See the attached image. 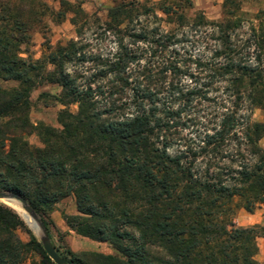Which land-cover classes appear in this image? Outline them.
<instances>
[{"label":"trees","instance_id":"16d2710c","mask_svg":"<svg viewBox=\"0 0 264 264\" xmlns=\"http://www.w3.org/2000/svg\"><path fill=\"white\" fill-rule=\"evenodd\" d=\"M223 1L224 19L209 24L217 31L220 46L209 64L212 78L230 81L237 104L247 97L252 107L264 111V26L252 27L258 67L242 60L237 64L242 53L233 37L243 27L246 0ZM180 5L165 2L157 9L183 25L186 17ZM48 11L36 0H0V192L22 197L49 234L48 216L73 198L78 215H64L69 228L81 237L110 244L119 253L68 258L54 245L70 264H258L256 241L264 228H236L229 219L236 198L248 212L264 201V150L259 146L264 123H240L236 112L228 111L197 151L171 155L164 134L176 114L171 108L160 110L156 95L141 89L138 78L133 102L117 105L133 86L130 66L140 60L137 55L122 47L112 61L95 59L107 68L99 79L114 76L109 93L96 86L99 81L80 85L79 77L68 73L67 65L86 62L75 42L49 48L42 61L22 57L23 46L30 45L33 29ZM151 12L146 5L120 3L109 11L108 31L119 38L144 39L124 25ZM169 70L180 72L176 67ZM11 83L16 86H3ZM44 85L62 89L57 98L41 97L66 108L58 114V129L35 126L30 119L32 93ZM184 98L179 92L173 102ZM71 106L78 111L72 112ZM237 127L242 138L234 133ZM33 135L41 147L30 144ZM235 141L236 157L243 162L231 161L237 169L223 164L226 149ZM35 257L40 261L32 264H55L21 216L0 203V264H27Z\"/></svg>","mask_w":264,"mask_h":264},{"label":"rangeland","instance_id":"374dc122","mask_svg":"<svg viewBox=\"0 0 264 264\" xmlns=\"http://www.w3.org/2000/svg\"><path fill=\"white\" fill-rule=\"evenodd\" d=\"M36 1L48 7L49 11L33 29L30 45L23 46L22 57L32 61H42L50 53L49 48L55 50L75 42L80 49H83L82 53L86 56V62L75 61L67 65L68 73L79 77L80 85L92 79L99 81L96 86H100L104 92L109 93V83L114 80V76L108 75V78L99 79V73L107 71V68L100 66L101 64L95 59L101 58L104 62L112 61L122 52V47L137 55L140 60L130 66L133 71H131L130 83H133V86L117 105L133 102L137 92L133 89L139 87V84H136L138 78L142 85L141 89H147L156 95L160 110L171 108L176 114L169 120V128L164 133L170 145L171 155L179 156L191 150L197 151L206 135H211L219 129L228 111L236 112V118L240 123H264V111L252 107L247 97L241 103H236L233 88L227 78L225 80L212 78L213 73L209 64L220 46L219 35L209 24L221 23L224 19L223 0ZM123 2L138 3L152 8L149 15L139 17L133 22L126 21L124 25V29L127 28L132 34L143 35L144 39L134 41L125 36L119 38L108 31L109 11ZM165 2L181 4L180 11L186 17L185 24L171 22L157 9L159 4ZM62 3H65V6L62 7ZM79 11H82L81 16H76ZM242 11L245 14L243 27L233 37L242 53L237 58V64H240L242 60L244 64L258 67L255 50L251 47L254 35L252 27H257L260 23L264 26V0H246ZM74 19L77 20L76 25L73 24ZM220 63L224 64L225 61L220 60ZM171 67H176L180 72L175 74L174 71H168ZM49 69L53 68L50 66ZM163 71L165 73H162ZM141 74L145 77H138ZM150 76L151 79L148 78ZM3 86L9 88L16 84H3ZM93 86L96 89V86ZM179 92L186 95V98L174 103L175 98L179 97ZM61 93L62 89L54 85H44L32 93L30 119L35 126L60 128L57 121L58 114L66 108L53 98L46 100L41 97L49 95L57 98ZM117 99L119 96L114 97V100ZM70 110L76 113L78 108L71 106ZM126 113L128 114L129 111ZM234 133H237L238 138H242L239 127ZM28 141L35 147L42 146L36 135L30 136ZM238 142H231L230 147L226 149L229 150V154L228 159L223 162L224 166L237 169L238 164H233L231 161L243 163L236 157ZM240 142L244 144L242 139ZM259 146L264 150V138ZM245 149V145H242L241 152L248 159ZM0 203L5 204V202ZM64 215H78L73 198L62 201L48 216L52 244L63 255L68 258L86 253L119 256L110 244L79 236L69 228ZM21 218L23 219L22 216ZM229 221L236 228L263 229L264 201L258 202L253 212H248L242 200L236 198L231 207ZM25 223L39 239L29 224L26 221ZM18 235L23 241H28L26 234L18 232ZM256 242L258 253L255 260L258 264H264V233L260 232ZM33 261L38 263L40 258L35 257L27 264H32Z\"/></svg>","mask_w":264,"mask_h":264},{"label":"water","instance_id":"95a60500","mask_svg":"<svg viewBox=\"0 0 264 264\" xmlns=\"http://www.w3.org/2000/svg\"><path fill=\"white\" fill-rule=\"evenodd\" d=\"M5 201H9V202H13V203L21 205L28 212V214L32 217V219L35 221L34 232L39 237L46 254L55 264H70L68 260L62 258L57 253L56 249L54 248L52 244L50 235L46 229L44 222L32 210V208L28 205V203L22 197L16 194L0 192V202H5Z\"/></svg>","mask_w":264,"mask_h":264},{"label":"bare ground","instance_id":"6f19581e","mask_svg":"<svg viewBox=\"0 0 264 264\" xmlns=\"http://www.w3.org/2000/svg\"><path fill=\"white\" fill-rule=\"evenodd\" d=\"M5 203L12 207L19 215H21L23 219H25V221L29 224V226L35 230V221L21 205L9 201H5Z\"/></svg>","mask_w":264,"mask_h":264}]
</instances>
